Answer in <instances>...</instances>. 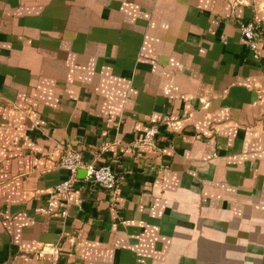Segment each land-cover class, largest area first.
<instances>
[{"label": "crops", "instance_id": "0c3cea01", "mask_svg": "<svg viewBox=\"0 0 264 264\" xmlns=\"http://www.w3.org/2000/svg\"><path fill=\"white\" fill-rule=\"evenodd\" d=\"M0 264H264V0H0Z\"/></svg>", "mask_w": 264, "mask_h": 264}, {"label": "built area", "instance_id": "2783aa9c", "mask_svg": "<svg viewBox=\"0 0 264 264\" xmlns=\"http://www.w3.org/2000/svg\"><path fill=\"white\" fill-rule=\"evenodd\" d=\"M240 31L245 38L246 46L249 52L255 59L260 57V42H261V28L259 24L255 22H239ZM157 134V128L152 126L144 134L141 143H151L155 141V136ZM60 166L66 169L70 176L64 181L58 183L54 192L56 191H69L73 187L75 181V173L78 168L82 167L86 170L85 179L90 182L99 183L106 189L111 191H116L122 176L117 174L110 165H95L93 163H87L83 160L82 153L78 149L68 148L65 150L64 154L60 159ZM53 252H57V247L52 248ZM46 251L45 248L42 252Z\"/></svg>", "mask_w": 264, "mask_h": 264}]
</instances>
